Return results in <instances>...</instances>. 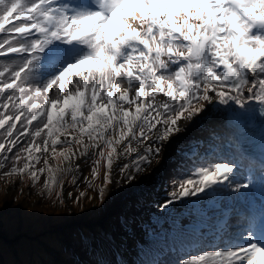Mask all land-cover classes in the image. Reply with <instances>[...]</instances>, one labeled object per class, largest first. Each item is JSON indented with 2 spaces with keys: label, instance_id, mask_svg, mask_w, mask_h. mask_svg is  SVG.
<instances>
[{
  "label": "snow or ice",
  "instance_id": "snow-or-ice-1",
  "mask_svg": "<svg viewBox=\"0 0 264 264\" xmlns=\"http://www.w3.org/2000/svg\"><path fill=\"white\" fill-rule=\"evenodd\" d=\"M250 102L264 115V0H0V179L55 219L101 210L206 113ZM236 172L225 160L184 170L157 206L246 192ZM260 225H226L176 264H264Z\"/></svg>",
  "mask_w": 264,
  "mask_h": 264
},
{
  "label": "rangeland",
  "instance_id": "rangeland-1",
  "mask_svg": "<svg viewBox=\"0 0 264 264\" xmlns=\"http://www.w3.org/2000/svg\"><path fill=\"white\" fill-rule=\"evenodd\" d=\"M14 182L16 183V189L14 190V192L7 191V195H5V191L8 188V184H12L13 181L6 182L2 179V183H0V201H3L5 199L8 201V206L5 207L3 214L2 230H0V257L3 258L5 263L9 261L10 256L12 257L13 262L17 264H19V261L24 262V260H26L30 255H33L35 257H43L45 252H48V250L52 248L57 249V256H59L60 258L65 254L68 248L63 244L64 238L61 236V232L57 233L56 230L61 231L63 227V229H75V227L77 226L76 223L85 222L91 223L89 229L94 232H97V230L92 227H96L99 229L104 227V224L96 223L97 221L95 218L92 220L83 219L85 218L84 215H80L72 219H55V209H53L51 206H45L43 203H36L34 205L33 202L38 201L39 197L35 194L29 195L30 189L24 184H21L18 179H16ZM126 188L127 187L122 188L124 189V193ZM21 190L23 191V195H21ZM121 191V189L118 190V193H120ZM13 199L17 201V210H13V208L15 207L12 204ZM186 201L187 199L185 200V202ZM177 204L183 206L184 203L177 202L174 205ZM106 205L107 203L101 210L98 211V215L100 218H104L105 215H110V211L105 209ZM120 207L121 203L117 201L115 203V208L120 209ZM92 214L93 212H90L87 214V216H90ZM123 218V216H120L121 221H119V223L121 226H124ZM114 221L116 222L118 221V219L116 218L108 221V226L111 222ZM126 221L131 222L128 218H126ZM80 237V234H73L70 238L71 244H77L79 247H81L79 244L81 240ZM109 237L110 239L108 243L101 244V250H104V248L112 249L111 245L113 246L114 244H116V251L118 252L119 250V253L122 254V250L119 248L122 247L123 241H120L116 237V235H113L111 232L109 233ZM176 240L184 241L185 238L183 236H176L170 241ZM99 244L100 242L98 241L96 243H93L95 248H98ZM81 249L83 248L81 247ZM84 249H86V247ZM122 249H124V247H122ZM71 252L76 253L75 248H72ZM136 253H138V251H136ZM90 255L91 252L87 254V258L90 263L93 264V260ZM122 255L124 257H128L129 253L126 252ZM57 256L49 257L51 264L55 263V258Z\"/></svg>",
  "mask_w": 264,
  "mask_h": 264
},
{
  "label": "trees",
  "instance_id": "trees-1",
  "mask_svg": "<svg viewBox=\"0 0 264 264\" xmlns=\"http://www.w3.org/2000/svg\"><path fill=\"white\" fill-rule=\"evenodd\" d=\"M110 200V199H109ZM98 216V211H93V214L90 215V216H87L88 218H95ZM57 231V230H56ZM58 233V231H57ZM76 234H80L82 235L83 233H87L88 234V237H89V232L87 231V229L85 228H82L79 232H75ZM46 234V233H45ZM50 256L45 252V254L43 255V257H35L33 255H30L29 256V264H45L46 262L49 261V258ZM108 256L107 255H104L102 258L98 259L99 261H108Z\"/></svg>",
  "mask_w": 264,
  "mask_h": 264
},
{
  "label": "bare ground",
  "instance_id": "bare-ground-1",
  "mask_svg": "<svg viewBox=\"0 0 264 264\" xmlns=\"http://www.w3.org/2000/svg\"><path fill=\"white\" fill-rule=\"evenodd\" d=\"M213 125H214V127H215V130H217L218 132H221L220 131V128L218 127V125H217V123H213ZM15 190V189H14ZM108 201H109V199H108ZM106 202L107 203V205H106V210H109L110 211V213H111V202L109 201V202ZM196 205H200V204H198V203H196ZM105 209H103V210H105ZM109 216H107V215H105L104 216V218H103V221L105 220V219H107ZM188 251H190V249H188Z\"/></svg>",
  "mask_w": 264,
  "mask_h": 264
},
{
  "label": "clouds",
  "instance_id": "clouds-1",
  "mask_svg": "<svg viewBox=\"0 0 264 264\" xmlns=\"http://www.w3.org/2000/svg\"><path fill=\"white\" fill-rule=\"evenodd\" d=\"M203 121H204L205 124H208V123L212 122L211 119L207 118L206 114H205V117H204Z\"/></svg>",
  "mask_w": 264,
  "mask_h": 264
}]
</instances>
